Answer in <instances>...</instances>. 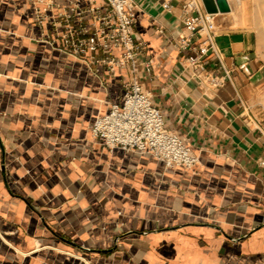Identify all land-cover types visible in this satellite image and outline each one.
Returning <instances> with one entry per match:
<instances>
[{
    "label": "crops",
    "instance_id": "crops-1",
    "mask_svg": "<svg viewBox=\"0 0 264 264\" xmlns=\"http://www.w3.org/2000/svg\"><path fill=\"white\" fill-rule=\"evenodd\" d=\"M163 1L134 0L138 71L166 127L199 155L192 167L91 137L122 98L123 71L95 72L45 40L33 3L0 0V264H264L257 31L244 5L236 17L239 0L217 12L231 73L215 87L199 75L217 71L215 53L194 67L178 47L183 0Z\"/></svg>",
    "mask_w": 264,
    "mask_h": 264
},
{
    "label": "built area",
    "instance_id": "built-area-1",
    "mask_svg": "<svg viewBox=\"0 0 264 264\" xmlns=\"http://www.w3.org/2000/svg\"><path fill=\"white\" fill-rule=\"evenodd\" d=\"M29 1L33 3L34 23L52 47L82 60L95 72L102 69L114 77L123 71L125 75L121 77V100L111 101L107 110L92 120L91 137L110 149L148 153L166 167L199 163V155L190 143L166 127L161 109L140 80L138 56L144 44L135 36L134 0ZM162 6L169 9L171 3L164 0ZM182 10L187 34L177 43L179 49H188L185 60L198 67L212 50L219 62L217 71L199 75L212 86L223 85L231 71L215 45L217 12L206 11L202 0H183ZM150 67L146 61V71ZM261 159L264 160V132Z\"/></svg>",
    "mask_w": 264,
    "mask_h": 264
},
{
    "label": "rangeland",
    "instance_id": "rangeland-1",
    "mask_svg": "<svg viewBox=\"0 0 264 264\" xmlns=\"http://www.w3.org/2000/svg\"><path fill=\"white\" fill-rule=\"evenodd\" d=\"M239 2L240 4H237V6L235 3V7H242L241 9H243L244 5L245 15L257 31V47L261 57L264 59V0H239Z\"/></svg>",
    "mask_w": 264,
    "mask_h": 264
},
{
    "label": "water",
    "instance_id": "water-1",
    "mask_svg": "<svg viewBox=\"0 0 264 264\" xmlns=\"http://www.w3.org/2000/svg\"><path fill=\"white\" fill-rule=\"evenodd\" d=\"M202 2L208 12H225L230 10L228 0H202Z\"/></svg>",
    "mask_w": 264,
    "mask_h": 264
},
{
    "label": "bare ground",
    "instance_id": "bare-ground-1",
    "mask_svg": "<svg viewBox=\"0 0 264 264\" xmlns=\"http://www.w3.org/2000/svg\"><path fill=\"white\" fill-rule=\"evenodd\" d=\"M261 1V0H260ZM263 1V0H262ZM239 4H240V2H239ZM256 4V3H255ZM260 4V3H259ZM242 8V7H241ZM240 7L239 8H237L236 9V11L234 12L235 13V15H236V17H239V14H238V11H242L243 12V10L241 9ZM260 8V7H259ZM241 9V10H240ZM258 11V10H257ZM234 13H233V15H234ZM241 14V13H240ZM237 22V21H236Z\"/></svg>",
    "mask_w": 264,
    "mask_h": 264
}]
</instances>
